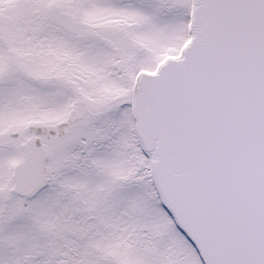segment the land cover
Returning a JSON list of instances; mask_svg holds the SVG:
<instances>
[{
	"label": "snow or ice",
	"instance_id": "obj_1",
	"mask_svg": "<svg viewBox=\"0 0 264 264\" xmlns=\"http://www.w3.org/2000/svg\"><path fill=\"white\" fill-rule=\"evenodd\" d=\"M0 264H264V0H0Z\"/></svg>",
	"mask_w": 264,
	"mask_h": 264
}]
</instances>
